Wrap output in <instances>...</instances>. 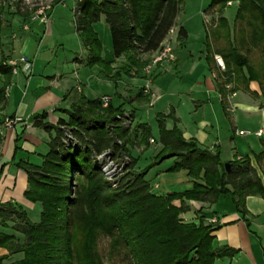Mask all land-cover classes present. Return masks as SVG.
Wrapping results in <instances>:
<instances>
[{"label":"trees","instance_id":"obj_1","mask_svg":"<svg viewBox=\"0 0 264 264\" xmlns=\"http://www.w3.org/2000/svg\"><path fill=\"white\" fill-rule=\"evenodd\" d=\"M231 2L239 4L233 39L229 21L223 15ZM181 5L182 0H79L75 27L89 53L88 66H100L107 73L111 69V62L102 57V44L94 30V25L104 17L113 56L125 60L116 75L131 76L132 69L142 72L150 62V55L161 49L169 31L176 26ZM214 9L219 16L211 28L207 25V62L212 70L215 55L224 61L225 71L217 72L216 84L228 114L229 94L242 90L254 98L260 97L251 91V82L259 84L264 99V1L212 0L208 10ZM178 38H187L183 27ZM253 52L259 54L258 59H252ZM8 61L2 52L0 151L4 142L6 89L14 76ZM100 108V99L88 100L84 107L74 106L67 111L69 122L61 120L58 125L46 122L47 112L34 117V127L49 133L56 131L40 166L17 164L28 176L24 196L42 205L41 220L32 222L15 203H0V227L7 228L8 223H13V229L24 238L22 242L15 234L0 233V247L8 250V255L0 257V264H214L218 259L237 255L238 249L214 244L213 233L219 229L218 225L202 218L199 223L186 222L181 216L189 210L187 201L214 204L227 195L234 210L246 216V199L264 198V182L251 159L236 158L227 172L219 151L214 153L201 148L195 140L184 138L172 110L168 115H157L162 145L159 154L141 171H134L137 159L129 158L126 175L117 188H112L93 156L111 149L116 159L131 157L127 146L134 144V140L131 127L124 126L123 120L116 117L119 107L111 105L109 117L97 121L91 116ZM167 119L174 121L172 129L167 128ZM69 127L80 143L79 148L64 143V128ZM136 128L142 130L140 144L147 145L153 138L151 127L140 124ZM261 144L263 151L254 158L264 174V140ZM168 159H174V163L167 172L187 170L194 180L192 190L162 196L152 193L146 176ZM176 200L182 201L180 207L173 204ZM101 235L110 239L107 262L98 250ZM20 253L21 260L6 263L10 256Z\"/></svg>","mask_w":264,"mask_h":264},{"label":"crops","instance_id":"obj_2","mask_svg":"<svg viewBox=\"0 0 264 264\" xmlns=\"http://www.w3.org/2000/svg\"><path fill=\"white\" fill-rule=\"evenodd\" d=\"M233 3L231 2L228 6ZM216 14L215 9L207 10L204 13L205 20ZM42 19L44 21V18ZM181 27L187 31V38H177L175 43L176 59L164 62L157 67L154 73L140 77H130L125 74L116 75L115 68L120 66L122 58L117 59L114 56L105 58L106 61L111 62V67L115 69L113 75H108L100 66L89 67V53L84 41H81V45L83 44L85 53L72 60L71 67L76 68L73 72V79L59 68H55V71L51 73L48 72L47 64L50 58L46 55L43 39L38 42L32 37L24 38L20 41L18 49L13 43L9 50L11 60L27 57L32 62V73L30 77H27L22 72V77L17 82H14V74L7 90L6 109L3 114L6 117H18L20 123L14 129L4 131V142L0 151V203H15L26 211L32 222H39L42 205L34 204L24 196L28 189V176L25 171L18 168L17 164L28 162L40 166L43 163V157L50 151V143L56 136V131L49 133L34 127L32 125L34 117L47 112L46 122L58 125L63 120L68 123L70 115L67 111H72L74 106L84 107L86 101L100 99L104 95L113 97V106L132 111L137 126L140 124L150 126L143 120V117L144 115L150 116L151 108L161 103L156 112V122L158 114L168 115L173 110L175 117L179 120L177 126L183 132L184 138L196 140L201 148H208L214 153L218 148L216 137H218L219 129L223 125H226L225 128L230 126V129H233L232 155L226 160L221 159V161L230 163L236 158L249 157L264 182V174L254 158L255 154L263 151L262 144L254 150L247 142L246 150L243 147V152H241L238 151L235 140L238 137L248 136L254 137L256 140H264V99L258 83L251 82L250 89L257 92L260 95L259 98H254L243 91L229 94L227 98L228 114H226L216 84L217 72L222 73L223 71H220L216 61L212 64L213 69H210L207 62L208 47L205 64L194 60L193 56L188 58L186 55H181L189 40V31L184 24L179 22L178 15L175 28L179 32ZM18 50L20 58H15L14 54ZM84 67L89 68V73L82 77L81 70ZM174 73L177 76L167 82L166 76L174 75ZM186 77H193V81L189 82L188 87L186 89H182L181 86L177 87L176 80L181 85ZM103 86L106 93L97 90V87ZM227 88L230 89L231 85ZM242 93L245 95L243 99L237 100ZM7 110L11 112L8 114ZM228 115L231 116V119L228 118ZM255 118L258 119L260 125L257 130L238 129L240 124L247 127L252 126L251 121ZM166 126L168 129H172L174 122L167 119ZM259 130L263 131L262 137L256 136V132ZM242 131L249 134H238ZM151 140H153L151 144H156L155 152L150 157L153 160L162 150V145L159 143V139L152 138ZM140 150H143V146L138 149V151ZM132 156L134 158V155ZM170 162L174 163V159H168L166 164ZM172 165L166 168H162L160 165L156 166L152 169L155 172L154 177L148 178L152 170L146 176L151 184L153 194L162 196L193 189L194 180L189 177L187 170L167 172ZM142 167L138 166L137 171H141ZM173 204L180 207L182 201L176 200ZM186 204L189 210L181 216L184 221L199 223L202 218L208 223L210 219L217 218L219 229L213 233L214 244L239 250V253L233 258L218 259L214 264H264V198L260 196L248 197L246 199L248 210L246 216L234 210L229 195L221 196L214 204L198 201H187ZM29 211L35 214L34 218L30 217ZM12 228L13 223H8V228L0 227V233L13 235ZM15 235L23 242L24 238L20 233L15 231ZM5 255H8V250L0 247V257ZM22 258V253L12 255L6 260V263H13Z\"/></svg>","mask_w":264,"mask_h":264},{"label":"rangeland","instance_id":"obj_3","mask_svg":"<svg viewBox=\"0 0 264 264\" xmlns=\"http://www.w3.org/2000/svg\"><path fill=\"white\" fill-rule=\"evenodd\" d=\"M78 1L79 0H0V58L3 52V54L7 56L8 60L10 61L12 59L9 55L10 46L15 43V47L16 49H18L20 41L24 38L32 37L38 42H41V40L43 39V43H45L46 55L50 58V61L47 64L48 72L51 73L55 71V68H59L63 71V73L68 74V76L73 79V72L76 68L71 67L73 64L72 60L74 57L85 53V48L83 44L81 45V41H83V38L79 36L75 30V9L77 7ZM211 2L212 0H182L181 11L179 13V22L184 24L189 31V40L186 44L185 51H183V53L181 52V55H186L188 58H190V56H193L194 60L201 61V63L203 64L206 63L205 61L208 47L207 25L211 28L210 25L213 24V21L216 22V19L219 16L217 13L213 17L205 20L204 13H206L209 9ZM238 7L239 4L234 2L231 6H227L223 12V15L229 21L232 39L235 35L234 25ZM42 18H46L47 21H45V19L43 21ZM26 27L28 28L25 29ZM94 30L98 34V37L102 44L103 59L113 57L110 30L105 22L104 17H102V20L100 22L94 25ZM19 55L20 54L18 50L17 52H15L14 56L15 58H20ZM147 57L148 56H145L144 58ZM258 57L259 54L257 52H253L252 59L256 60L258 59ZM121 60L122 62L120 66L118 68H115L117 70V73L121 70L125 62L124 58H122ZM115 69L111 67L110 71H108V75H113ZM156 69L153 71V73L156 71ZM219 69L220 71H225V69ZM144 70L145 68L142 72H138L136 69H132L130 71V77H140L142 75H146ZM81 71L83 77V75L85 76L89 73V68L84 67ZM104 71L106 70L104 69ZM176 76V73H174V75L169 74V76H166L167 82L170 79L175 78ZM21 77L22 71L19 70L18 74H15L14 76V82L20 80ZM191 81H193V77H186L185 81L180 85L178 80H176V86H181L182 89H186L189 85V82ZM2 85L3 78L0 76V89ZM176 86L175 88H177ZM7 90L8 87L6 89V92ZM97 90L99 92L106 93L104 86L97 87ZM107 96L110 97L108 106L104 107L101 105V108L97 110L93 116H91L93 119L97 121H104L109 117L108 109L112 105L113 97L110 95ZM244 96L245 95L243 93L240 94L237 100H242ZM160 104L161 103H158L154 108H151L152 113L150 116L144 115L143 117V120L150 124L152 137L155 138V140L159 139V127L155 118L156 112L160 108ZM119 108L120 112L116 114L117 118L126 115V113H129L131 118V125L129 126L131 127V140H134V144L127 146V148L131 151V157L128 156V158L132 159V155H134V159H137L138 161L136 166L134 167V171L138 170V166H143L142 168L144 169L153 161L150 159V157L155 152L154 148L156 147V144H151V140L147 145L140 144L142 130L140 131L138 130V128H136L137 125L135 124V119L132 111L124 110L122 107ZM10 112L11 111L7 110L8 114ZM228 118L231 119V116H229ZM252 123L253 125L250 127L240 124L238 125V129L241 130L250 128V130H257V128L260 126L258 119H253L251 121V124ZM221 127L222 128L219 129L217 134L218 137H216L218 140V148L216 149V151L220 152V158L222 160H226V158H229L232 155L231 137L233 129L231 130L230 126H228V128H225L226 125H223ZM235 140L236 146H238V151L240 150L241 152H243V147H245L246 150L247 142H249L252 148L256 150L261 146L262 141V139L256 140V138L251 136L241 138L238 137L235 138ZM142 146L143 150L138 151V149H141ZM167 161L168 160L164 161L162 165L160 164V166H162V168H166L173 164V161L166 164ZM154 175L155 172L152 170L148 178L152 179ZM29 215L31 218H34L35 216L32 211H29ZM39 219L41 220V216ZM13 231V234H15L14 229ZM109 244L110 239L104 235H101L99 238L98 250L105 262L108 261Z\"/></svg>","mask_w":264,"mask_h":264},{"label":"built area","instance_id":"obj_4","mask_svg":"<svg viewBox=\"0 0 264 264\" xmlns=\"http://www.w3.org/2000/svg\"><path fill=\"white\" fill-rule=\"evenodd\" d=\"M230 4V3H229ZM47 21L46 18H44ZM27 29V27L25 28ZM178 38V31L174 27L169 31V34L164 41L161 49L156 52L152 57L149 64L145 67V74L152 73L159 65L166 61H174L176 59L175 55V43ZM215 60L218 66L222 69H225L224 61L221 56L216 55ZM8 64L13 67V73L17 74L20 71L25 73L27 77H30L32 73V62L27 57H21L18 60H10ZM101 105L107 107L110 102V97L105 95L101 99ZM118 119L123 120V124L126 127H130L131 125V118L130 114L126 113V115L122 117H118ZM20 123V119L18 117H6L3 123L2 128L6 129H14ZM109 128V126H107ZM65 129V138L64 143L67 146H71L74 148H79L80 143L72 134V128H64ZM240 135H247L248 132H239ZM256 136L262 137L263 131L259 130L256 132ZM153 142V140H151ZM119 144L121 142L119 141ZM94 162L99 165L100 170L107 181L111 183L112 188H117L120 183L122 182L124 176L127 173L128 165L130 164V159L127 156L123 158L116 159L114 156V151L108 149L101 154H95L93 156ZM217 218H212L208 221L209 224L215 226L218 224Z\"/></svg>","mask_w":264,"mask_h":264},{"label":"water","instance_id":"obj_5","mask_svg":"<svg viewBox=\"0 0 264 264\" xmlns=\"http://www.w3.org/2000/svg\"><path fill=\"white\" fill-rule=\"evenodd\" d=\"M224 167H225V169H226L227 172L230 171V169H231V163H229V162L225 163L224 164Z\"/></svg>","mask_w":264,"mask_h":264}]
</instances>
